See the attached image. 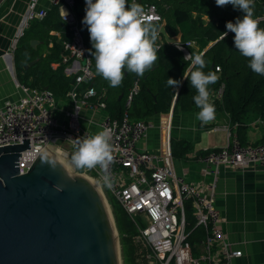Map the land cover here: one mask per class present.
Masks as SVG:
<instances>
[{
  "label": "built area",
  "instance_id": "built-area-1",
  "mask_svg": "<svg viewBox=\"0 0 264 264\" xmlns=\"http://www.w3.org/2000/svg\"><path fill=\"white\" fill-rule=\"evenodd\" d=\"M37 1L29 0L23 28L13 40L12 50L30 21L46 17V10H37ZM61 1L57 0L55 4L61 3L60 17L69 28L70 40L63 43L64 55L59 64L64 66L66 76L74 77L73 85L63 102L57 101L48 89L20 85L22 97L16 102H6L0 108V147L20 145L21 140L29 139L30 149L21 152L18 163L19 173L25 174L42 152L60 150L58 144L75 150L71 139L94 136L83 125L84 112L97 116L99 132L112 130L113 160L107 169L113 180L112 187L103 184L105 170L99 167L81 169L80 173L96 181L119 204L137 229L140 242L151 250L159 264H232L242 252L232 249L221 228L223 219L215 206L214 183L223 169L244 172L259 168L264 172V140L258 145L242 146L235 135H230L226 147L198 157L201 174L213 180L209 182L186 181L184 176L176 174L169 147L170 122L165 125V141L160 154L137 152V144L153 127L152 123L131 121L127 113L119 121L110 120L103 94H98L93 86L89 87L93 84L94 74L73 13L74 0ZM143 8L156 18L154 22L159 26L162 18L155 7L145 5ZM63 9L68 13L65 20ZM192 44L175 46L185 57L189 54L186 46ZM216 69L219 73L220 68ZM139 91L137 78L125 96L127 109ZM223 92L222 83L210 94L209 102L220 101ZM188 204L193 226L187 217ZM199 228L203 237L192 244L190 237Z\"/></svg>",
  "mask_w": 264,
  "mask_h": 264
},
{
  "label": "trees",
  "instance_id": "trees-1",
  "mask_svg": "<svg viewBox=\"0 0 264 264\" xmlns=\"http://www.w3.org/2000/svg\"><path fill=\"white\" fill-rule=\"evenodd\" d=\"M127 3L130 6L134 2L127 0ZM135 3L142 6H154L162 20L166 21V28L173 25L177 34L181 33L180 44H197L199 51L191 50L193 44L186 46L189 54H200L209 43H213L203 53L206 67L202 71L207 74L209 71H216V68L219 67L220 72L216 73L219 79L216 83L210 84L208 90L211 94L223 83L224 92L220 101L210 103L214 105L215 109H222L227 113L232 124L238 125L235 137L239 143L241 141L239 132L241 126L244 125L243 119L249 112L258 114L264 125V75L254 73L249 67V60L235 49L234 33L228 31L225 39H221L222 33L227 31L226 22L235 23L237 18H242L243 13L241 11L234 9L232 5L218 7L215 0H137ZM59 6L60 4L54 5L42 20H33L28 23L27 28L16 44L14 56L17 71L21 72L25 79L32 78L31 84L26 86L36 89L47 88L53 93L57 101L63 102L66 101V94L73 85L74 77H66L64 70L53 72L54 70L50 68L51 63L61 62V58L58 59V56H53H56L60 48H63L64 42L70 40L69 28L58 13ZM76 7L77 4L74 0L73 13L78 21L87 54L91 60V71L94 74L92 86L98 94L102 90L105 91V94H101H103L106 113L110 120L119 121L125 113L128 114L131 121L144 120L154 114L167 113L174 95V89L166 86L167 79L172 78L180 81L190 61L183 60L182 52L175 45H167L164 41L163 45L156 43L159 48V59L153 66V70L147 71L143 77H137L136 74L125 69L121 85L111 87L108 81L95 72V59L91 55L94 49L90 42L87 26L82 23ZM203 17H206L207 21L203 20ZM253 18L257 19L259 27L264 29V0H254ZM51 30L67 32L68 38L64 41L54 40L50 56H42L30 47V41L34 38L39 40L50 39L49 32ZM33 60H37V63L24 70L23 67ZM211 65H213V69L210 68ZM98 78L102 81L101 88L96 87ZM137 78L140 81V91L134 98L130 108L127 109L125 96L133 81ZM197 94L196 89L186 79L179 96H177L173 112L177 113L179 110L177 108H184V103L187 101L194 103V100L191 101L190 99ZM137 103L141 105V108L136 107ZM182 111L187 112L188 110ZM112 200L115 202L113 212L120 234L124 264H142L143 262L147 264L145 259L146 249L141 242L135 240L138 235L137 229L119 204L114 199ZM187 217L190 225L193 226L194 219L191 217L189 204L187 206Z\"/></svg>",
  "mask_w": 264,
  "mask_h": 264
},
{
  "label": "crops",
  "instance_id": "crops-1",
  "mask_svg": "<svg viewBox=\"0 0 264 264\" xmlns=\"http://www.w3.org/2000/svg\"><path fill=\"white\" fill-rule=\"evenodd\" d=\"M55 1L57 0H38L36 8L50 12L56 5ZM75 1L76 11L83 20L85 0ZM28 4L29 0H4L0 4V108L6 102L18 101L22 97L20 85H30L32 82L31 77L25 79L24 75L17 71L14 52L10 49L25 20ZM58 13L60 16V7ZM203 20L207 21V18L203 17ZM166 30L169 36L177 34L173 25H169ZM49 36L50 39L43 40L32 38L39 42L34 50L42 56H50L54 40L64 41L68 38V33L51 30ZM163 41L158 35L156 43L163 45ZM212 45L213 43H209L200 54L205 53ZM191 50L199 51L198 45L194 43ZM63 55V48H60L58 54L53 57L58 56L60 59ZM181 55L184 58V55ZM52 64H56L55 68ZM50 68L53 72L64 70L58 61L51 63ZM187 71L188 67L185 72ZM185 80L184 77L181 78L180 86L175 91L180 93ZM102 91L100 94H105V91ZM176 100L177 95L174 92L167 113L154 114L144 119L152 123L153 127L137 144L136 151L160 154L165 141V125L170 122L169 147L176 174L184 176L186 181H213L211 177L201 174L202 165L198 162V157L226 147L230 135L236 136L238 125L232 124L229 115L222 109H215V119L208 124H202L197 119L200 109L193 102L187 101L184 108H177L178 112H173ZM190 100L193 101V97ZM136 107L141 108V105L137 103ZM185 109L188 111H182ZM243 123L239 132L241 145L260 144L264 140V125L258 114L249 112ZM83 125L92 135L99 132L95 115L84 112ZM214 185L215 206L223 219L221 228L232 249L242 252V256L233 260L232 264H264V172L259 168H249L244 172L223 169ZM202 237V229H196L190 237V242L195 244Z\"/></svg>",
  "mask_w": 264,
  "mask_h": 264
},
{
  "label": "water",
  "instance_id": "water-1",
  "mask_svg": "<svg viewBox=\"0 0 264 264\" xmlns=\"http://www.w3.org/2000/svg\"><path fill=\"white\" fill-rule=\"evenodd\" d=\"M157 27L167 45L181 43L165 20ZM21 143L0 147V264H121L116 227L97 189L46 151L20 174L21 152L30 149L29 139Z\"/></svg>",
  "mask_w": 264,
  "mask_h": 264
},
{
  "label": "clouds",
  "instance_id": "clouds-1",
  "mask_svg": "<svg viewBox=\"0 0 264 264\" xmlns=\"http://www.w3.org/2000/svg\"><path fill=\"white\" fill-rule=\"evenodd\" d=\"M86 8L82 23L87 26L90 42L94 52L95 72L109 82L111 87L121 85L124 70L143 77L151 70L157 60L158 46L156 40L161 31L155 24V17L148 15L143 6L127 0H85ZM218 7L232 5L243 13L235 23L226 22L227 31L222 33L225 39L228 31L234 33V46L239 53L249 60L250 69L259 75H264V29L259 27V21L253 18L254 0H215ZM68 13L63 9V17ZM81 53V52H80ZM82 55V53H81ZM190 61L188 71L183 77L189 80L196 89L194 103L200 111L197 119L202 124H208L215 119V107L209 102L208 86L219 79L216 71L207 74L202 71L206 67L203 54H188L183 58ZM166 86L174 89L179 96L180 81L167 79ZM111 129H105L92 137L81 140L71 139L74 152L71 163L77 169L105 170L103 184L112 187L113 180L107 174L109 164L113 160V147L110 143ZM55 167V162H51Z\"/></svg>",
  "mask_w": 264,
  "mask_h": 264
},
{
  "label": "rangeland",
  "instance_id": "rangeland-1",
  "mask_svg": "<svg viewBox=\"0 0 264 264\" xmlns=\"http://www.w3.org/2000/svg\"><path fill=\"white\" fill-rule=\"evenodd\" d=\"M136 1L137 0H133V2H136ZM11 51L14 52V50H12V49H11ZM91 51H92V48H91ZM101 84H102V81L100 80V78H98L97 81H96V87L101 88ZM57 147L60 148V150L53 151L54 154L58 158L62 159L64 162H66L70 166V168H71V174L72 175H82L80 173L81 172V169L75 168L73 166V164L71 163V156H70V154H72L74 152V150L69 149L64 144H58ZM61 150L66 155L64 153H62ZM68 153H70V154L67 156ZM81 177L82 178L83 177H86V178L91 179L90 177H87L85 175H82ZM100 193L103 196L104 200H106V202H107V204L109 206V209H110V212H111V215H112V220H113V223L115 224V227H116V232H117V237H118V243H119L118 244V249H119V252H120L121 264H124V260H123V249H122V246H121L120 234H119V231H118L117 226H116V221H115L114 212H113V208H114V203L115 202H113L112 197L104 190V188H100ZM135 240L138 241V242H140V239L137 236H136V239ZM143 247L146 249L145 259L147 260V264H159V262L157 261V259L152 255L151 250L148 247H146L145 245ZM141 260H143V259H141ZM142 264H145V263L143 262Z\"/></svg>",
  "mask_w": 264,
  "mask_h": 264
},
{
  "label": "bare ground",
  "instance_id": "bare-ground-1",
  "mask_svg": "<svg viewBox=\"0 0 264 264\" xmlns=\"http://www.w3.org/2000/svg\"><path fill=\"white\" fill-rule=\"evenodd\" d=\"M55 150H57V149H51V151H50L49 153L55 155L54 152H53V151H55ZM61 152H62V151H61ZM62 153H64V152H62ZM64 154H65V153H64ZM65 155H66V154H65ZM55 156H56V155H55ZM77 176H80V177H81L82 175H77ZM83 178H84L87 182H89L91 185H93V186L97 189L98 193L100 194V196L102 197V199H103V201H104V204H105V206H106V210H107V212H108V215H109V217H110L111 220H112V215H111V212H110L109 206H108L106 200H104L103 196L101 195V193H100V188H99L98 184L96 183V181H94V180H92V179H89V178H86V177H83Z\"/></svg>",
  "mask_w": 264,
  "mask_h": 264
}]
</instances>
